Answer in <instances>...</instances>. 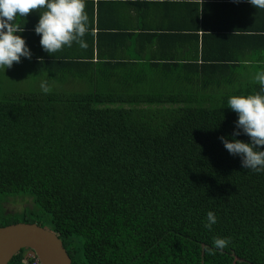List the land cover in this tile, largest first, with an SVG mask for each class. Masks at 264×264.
Masks as SVG:
<instances>
[{
    "label": "trees",
    "instance_id": "16d2710c",
    "mask_svg": "<svg viewBox=\"0 0 264 264\" xmlns=\"http://www.w3.org/2000/svg\"><path fill=\"white\" fill-rule=\"evenodd\" d=\"M89 22L86 48L34 63L49 93L0 100V205L30 201L21 213L0 207V228L45 227L72 264H264V172L243 168L219 139L232 140L239 118L227 100L258 91L264 66L254 76L235 66L222 82L195 37L193 60L164 82L167 67L104 54L121 37L97 20L94 33L91 12ZM214 237L231 243L210 255Z\"/></svg>",
    "mask_w": 264,
    "mask_h": 264
},
{
    "label": "crops",
    "instance_id": "0c3cea01",
    "mask_svg": "<svg viewBox=\"0 0 264 264\" xmlns=\"http://www.w3.org/2000/svg\"><path fill=\"white\" fill-rule=\"evenodd\" d=\"M87 15L93 13L94 30L96 20L99 31L109 35H120L117 46L105 42L106 55L125 57L136 55L142 64L167 67L165 81L175 73V66L189 63L195 56L194 38L197 37L199 56L205 51L210 60L221 71L222 82L232 78L235 66L248 67L247 73L256 74L257 65L264 66V9L253 7L248 0L236 3L233 0H84ZM45 9L33 10L14 23L24 31L20 35L31 52V58L21 57L30 78L45 82L35 62H44L47 56L40 44L41 35L36 34L35 26L40 13ZM110 37L107 36L106 39ZM191 58V59H190ZM127 59V58H126ZM216 60V61H214ZM144 62V63H143ZM16 63V62H15ZM200 63V60H198ZM161 71L157 72V75ZM185 73V70L182 71ZM181 73V74H182Z\"/></svg>",
    "mask_w": 264,
    "mask_h": 264
},
{
    "label": "clouds",
    "instance_id": "9594fccd",
    "mask_svg": "<svg viewBox=\"0 0 264 264\" xmlns=\"http://www.w3.org/2000/svg\"><path fill=\"white\" fill-rule=\"evenodd\" d=\"M203 2V0H202ZM239 3L241 0H233ZM255 8L264 9V0H248ZM45 9L40 13V19L35 26L36 34L41 35L40 44L50 55L62 50L64 46L71 47L75 42L81 48L87 44L83 37L87 32V15L84 0H0V66L11 68L13 63H19L21 57L31 58V52L26 41L15 33H21L24 28L14 23L17 14L27 16L33 10ZM255 81L259 90L253 94L231 96L228 106L238 114L236 130L230 141L224 136L219 139L226 150L233 156L241 157V165L253 172H264V72H258ZM44 93L51 89L46 83L41 84ZM242 130V132H241ZM245 134L250 138L246 143L235 137ZM217 223L214 212L207 213L204 227L211 230ZM231 243L229 237H214L213 247L206 249L208 254L215 255V250H223Z\"/></svg>",
    "mask_w": 264,
    "mask_h": 264
},
{
    "label": "water",
    "instance_id": "95a60500",
    "mask_svg": "<svg viewBox=\"0 0 264 264\" xmlns=\"http://www.w3.org/2000/svg\"><path fill=\"white\" fill-rule=\"evenodd\" d=\"M21 251H30L41 264H72L61 240L36 224L0 228V264H9Z\"/></svg>",
    "mask_w": 264,
    "mask_h": 264
},
{
    "label": "rangeland",
    "instance_id": "374dc122",
    "mask_svg": "<svg viewBox=\"0 0 264 264\" xmlns=\"http://www.w3.org/2000/svg\"><path fill=\"white\" fill-rule=\"evenodd\" d=\"M41 79L32 80L30 76L25 71L23 65L18 63H13L11 68H5L0 66V100L5 94L11 95L13 92H26L32 91L33 89L41 90ZM47 84V83H46ZM48 87H51L52 84H47ZM12 96V95H11ZM5 211L8 213H21L26 206L30 205V201H8L5 202ZM0 207L3 209V205ZM27 254L26 251L22 253V256L25 257Z\"/></svg>",
    "mask_w": 264,
    "mask_h": 264
},
{
    "label": "built area",
    "instance_id": "2783aa9c",
    "mask_svg": "<svg viewBox=\"0 0 264 264\" xmlns=\"http://www.w3.org/2000/svg\"><path fill=\"white\" fill-rule=\"evenodd\" d=\"M27 254L23 259V264H41L40 261L30 251H26Z\"/></svg>",
    "mask_w": 264,
    "mask_h": 264
}]
</instances>
